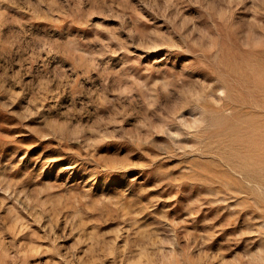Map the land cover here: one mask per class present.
Segmentation results:
<instances>
[{
	"label": "rangeland",
	"instance_id": "obj_1",
	"mask_svg": "<svg viewBox=\"0 0 264 264\" xmlns=\"http://www.w3.org/2000/svg\"><path fill=\"white\" fill-rule=\"evenodd\" d=\"M0 264H264V0H0Z\"/></svg>",
	"mask_w": 264,
	"mask_h": 264
}]
</instances>
